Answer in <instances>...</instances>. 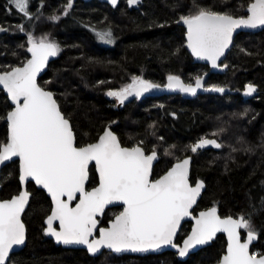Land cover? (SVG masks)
<instances>
[{
    "label": "trees",
    "instance_id": "1",
    "mask_svg": "<svg viewBox=\"0 0 264 264\" xmlns=\"http://www.w3.org/2000/svg\"><path fill=\"white\" fill-rule=\"evenodd\" d=\"M248 1L202 0L204 6L235 15L244 14L237 9ZM40 2L31 0V11L37 13L39 9V13L28 20L15 9L9 11L8 0H0V25L7 28L6 34L0 37V69L20 66L29 57V45L23 40V33L26 36L32 31L37 38L48 34L64 50L50 62L39 83L43 86L46 81H52L47 88L56 93L62 110L71 114L81 144L93 142L112 122H115L112 129L126 146L145 140L150 149L158 144V137H163L165 143L158 144L157 168L164 170L177 157L191 156L192 182L199 179L205 182L195 210L217 206L221 216H236L242 211L253 213L259 235L251 249L259 242L264 247V29L238 34L224 61L227 71L210 76L208 82L216 79L219 86H224L223 93H205L190 99L150 97L116 110L103 92L110 86L119 88L128 84L132 76L142 75L153 83L163 84L171 74L191 83L207 70L206 65L193 61L185 47L183 29L175 21L187 0H144L140 9H123L121 5L105 8L115 36V43L109 47H104L91 31L93 26L100 29L103 9L78 0L70 14L63 16L67 0H43L42 9ZM52 15L61 18L52 21L49 19ZM20 24L25 26L23 33L14 31ZM249 83L257 91L245 95ZM232 88L236 91L231 92ZM10 109L6 95L0 90V117ZM245 109L247 113L241 115ZM153 124L154 129L150 127ZM153 131L155 136L151 134ZM205 136L216 139L223 147L207 146L197 153L191 152L187 146ZM6 140L7 126L0 119V142ZM169 145H176L173 156L164 155V148ZM92 172L89 185L97 180L96 173ZM154 173H157L156 167ZM0 180L1 199L18 193L17 162L2 169ZM28 190L32 196L22 217L26 244L11 255L12 264H216L225 250L226 242L221 235L186 260L169 251L135 256L137 260L128 261L134 257L107 254V259H103L91 257L82 250H64L46 239L42 231L43 219L50 209L49 198L33 183L28 184ZM189 226V223L183 225L179 240L187 234Z\"/></svg>",
    "mask_w": 264,
    "mask_h": 264
},
{
    "label": "snow or ice",
    "instance_id": "2",
    "mask_svg": "<svg viewBox=\"0 0 264 264\" xmlns=\"http://www.w3.org/2000/svg\"><path fill=\"white\" fill-rule=\"evenodd\" d=\"M116 7L118 0H109ZM142 0H127L129 7L138 6ZM12 9L28 20L38 13L31 11V0H8ZM41 0L40 9L44 7ZM74 7V0H67L62 15L68 16ZM238 11L246 15H235L230 11H216L204 6L199 0H191L187 14L178 22L186 26V46L198 59L207 60L213 68L220 67L221 58L234 46L233 35L237 29L264 27V0H251ZM60 15L49 17L60 20ZM18 31H25L23 24ZM0 31L6 29L0 27ZM97 40L113 44L115 36L112 27L97 29L91 27ZM27 52L31 54L20 66L0 69V85L6 90L14 107L3 119L9 129L6 142H0V168L7 167L13 158L19 159V181L21 185L34 181L51 197L52 208L47 215L45 234L55 237L64 245H84L89 253L97 254L102 249L116 253L124 251L147 252L165 247L173 248L181 258L198 246L207 245L217 233L227 234V246L217 264H264V253L250 252V245L257 239L251 212L236 216H221L217 206L193 215L205 185L202 180L193 184L190 178L191 157L176 158V163L163 175L153 179V164L159 160L158 144L149 149L145 140H138L132 146H124L120 137L107 125L93 142L81 144L72 123L71 114H66L58 102L57 95L48 90L46 81L38 82L39 74L46 68L49 59L62 51L60 44L48 34L37 38L32 31L27 33ZM23 48V45H20ZM179 49H177V52ZM241 51H245L241 49ZM224 68L228 65L224 64ZM164 87L178 89L195 95L203 88V77L196 76L195 82L185 83L180 76L169 74ZM104 84V81H100ZM161 85L132 76L131 83L106 93L123 105L129 97L140 98ZM212 90L223 93L224 87L212 85ZM257 91L254 84L246 85L245 95ZM248 109L244 110L245 115ZM155 128V125H151ZM222 131V129L218 130ZM155 136V131L151 133ZM213 133V135H217ZM223 145L214 138L201 137L195 144L187 146L191 152ZM176 145L164 148V155L173 156ZM98 173V184L89 188L90 170ZM32 194L22 188L10 199L0 200V264H10V253L14 246L26 243V227L22 219ZM122 202L123 210L100 227L99 217L105 209ZM186 217L194 224L190 233L177 242V237ZM58 222V223H57ZM246 233V238L242 234Z\"/></svg>",
    "mask_w": 264,
    "mask_h": 264
},
{
    "label": "water",
    "instance_id": "3",
    "mask_svg": "<svg viewBox=\"0 0 264 264\" xmlns=\"http://www.w3.org/2000/svg\"><path fill=\"white\" fill-rule=\"evenodd\" d=\"M76 1H77V0H74V2H76ZM81 1H91V0H81ZM99 1H101V2H106V3L110 4L109 0H99ZM119 1H120V0H118V3H119ZM110 5H111V4H110ZM117 5H118V4H117ZM111 6H112V5H111ZM112 7H113V6H112ZM245 12H246V11H245ZM246 14H247V13H246ZM263 29H264V27H259V28H256V29L240 28V29H237L236 32L234 33V35H233V39H235V37H236L238 34H240V33H257V32H259V31H261V30H263ZM184 40H185V47H186V50L192 55L191 50L188 49L187 46H186V32H185V34H184ZM28 47H29V46H28ZM231 48H232V47H231ZM230 50H231V49H230ZM229 52H230V51L226 52V57H227V55H228ZM28 55H29L28 58H30V57H31V54L28 53ZM192 57H193V61H194L195 63L203 64V65H206V66L208 67V70L205 71V72L201 75V77H203L204 87H203V88H200V89H197V92H196L195 95H192L191 93L181 92V91L178 90V89H169V88L164 87V85H166V84L168 83V80H167V78H166V80H165V82H164L163 84H159V85H161L160 88H158V89H152V90H150L149 92L144 93V95L141 96V97L138 98V99L135 98L134 96H133V97H129V98H128V101H126L123 105L118 104L117 101H116L115 109H116V110H121L125 105H127V104H129V103H131V102H133V101H135V100H142V99H145V98H147V97H159V96H164V95H165V96H180V97H182V98H184V99H190V98H194V97H196V96H198V95H200V94H205V93H217L216 91L212 90V87L206 86V83H207V81L209 80V78H210L211 75H213V74H224V73L227 71V68H224V67H223V65H224L223 62L225 61L226 58H223V57H222V58H221V61L218 62V63L221 64L220 67L213 68L212 65H211V63H210L209 61H207V60H203V59H198V58L195 57L194 55H192ZM56 58H57V57H53V58H50V59H49V63H48V65H47L46 68H45V69L39 74V76H38V78H37V79H38V82H39V79H40V78L45 74V72L47 71L50 62L54 61ZM181 79L183 80L182 77H181ZM183 81H184V80H183ZM184 82H185V81H184ZM194 82H195V80H194ZM194 82H191V83L194 84ZM185 83H187V82H185ZM0 90L6 95L7 100H8V103L10 104L11 109H12V108L14 107V105H13V103L10 101V97L7 95L6 90L3 89V86H2V85H0ZM11 109H10V110H11ZM6 126H7V137H8L9 129H8V125H7V123H6ZM186 157H191V156H186ZM183 158H185V157H183ZM183 158H182V159H183ZM11 162H17V164H18V168H19V159H18V158H13V161H11ZM11 162H7V165L10 164ZM156 163H157V162H154L153 167H154V165H155ZM175 163H176V161L173 162V163L171 164V166L168 167L164 173H166V172H167V171H168V170H169V169H170ZM191 163H192V157H191V162H190V171H191ZM3 168H4V167H3ZM3 168H0V179H1V171H2ZM95 173H96V172H95ZM164 173H163V174H164ZM163 174H162V175H163ZM96 176H97V184H98V173H96ZM160 176H161V175H160ZM199 180H200V179H199ZM18 181H19V171H18ZM202 181H203V180H202ZM203 182H204V181H203ZM29 183H33L34 186H35L37 189L43 190L40 186L36 185L34 181L28 182L26 185H21V182L19 181L20 190H22V188H25V187H26V189L28 190V184H29ZM97 184H96V185H97ZM193 184H194V183H193ZM96 185H95V186H96ZM204 185H205V182H204ZM90 189H91V188H90ZM90 189H89V190H90ZM0 190H1V180H0ZM20 190H19V191H20ZM204 190H205V187H204V189H202V191H201V195H202V193H203ZM28 191H29V190H28ZM43 191H44V193L46 194V196L49 198V200H50V202H51V197H50V195L47 194V191H46V190H43ZM29 192H30V191H29ZM30 193H31V192H30ZM14 195H16V194H14ZM201 195H200V197L197 198V204H198V202H199V200H200V198H201ZM11 197H12V196H11ZM11 197H10V198H11ZM10 198H5V199H10ZM0 200H2V199L0 198ZM197 204L193 206V215H195V216H198L199 212L204 211V210H207L208 208H210V207H208V208H205V209H199V210H196V212H194V211H195V208H196V206H197ZM114 206H122V202H115L114 205H110V206H108L107 208H109V207H114ZM27 207H28V206H26V209H27ZM211 207H213V206H211ZM51 208H52V202H51ZM107 208H106V209H107ZM106 209H105V210H106ZM50 210H51V209H50ZM122 210H123V209H122ZM25 211H26V210H25ZM218 211H219V209H218ZM49 214H50V212H49ZM49 214H48V215H49ZM22 217H23V214H22ZM46 219H47V217H46L45 220H44L45 228H46ZM113 219H114V218H113ZM57 223H58V222H57ZM185 223H190L189 230H188V232H187V234H188V233H190V231H191V227H192V225L194 224V221L192 220L191 217H186L185 220L182 222V227H183V225H184ZM24 224H25V223H24ZM107 226H108V225H107ZM107 226H106V227H107ZM25 227H26V225H25ZM187 234H186V235H187ZM46 235H47V234H46ZM186 235L182 238V240L186 237ZM218 235H223V236H224V238H225V242H226V244H225V250H226V246H227V234H226V233H217V236H218ZM217 236H216V237H217ZM47 237L50 238V239H52V240L55 242V244H57V245H59V246H62V247L65 248V249H83V250H86L87 253H88L90 256H98L103 250H107V251H109V252H112L114 255H117V256L129 255V256H139V257H144V256H148V255H158V254H162V253L167 252V251H171V252L177 254V251H176L175 249H173V248H170V247H165V248H162V249H160V250H149V251H147V252H132V251L129 250V251L121 252V253H116V252H114V251H111V250H108V249L105 248V249H102V250H101L100 252H98L97 254H92V253H89V252H88L87 247L84 246V245H64V244H62V243H58V242L55 240V237H53V236H51V235H47ZM216 237H214L213 240L210 241L207 245H204V246H198L196 250H192V251H190V254H189L187 257H185V258H181V257H179L178 254H177L178 258H179L180 260H186L191 254H194V253H196L197 251L201 250L202 248L209 246V245H210V244L216 239ZM245 238H246V234H245ZM182 240L180 241V243H182ZM256 241H257V240H256ZM256 241H255V242H256ZM255 242H254L252 245H250V252H251V248H252V246L255 244ZM25 244H26V243H25ZM24 246H25V245H22V246H14L13 253L22 250V249L24 248ZM13 253H10V257H11V255H12ZM223 253H224V252H223ZM223 253H222V255H223ZM222 255H221V256H222ZM221 256H220V257H221ZM219 259H220V258H219Z\"/></svg>",
    "mask_w": 264,
    "mask_h": 264
},
{
    "label": "flooded vegetation",
    "instance_id": "4",
    "mask_svg": "<svg viewBox=\"0 0 264 264\" xmlns=\"http://www.w3.org/2000/svg\"><path fill=\"white\" fill-rule=\"evenodd\" d=\"M78 1V0H77ZM79 1H81V0H79ZM127 1V0H126ZM83 2H86L87 4H89V5H91V4H93L95 7H99L100 9H103V12H105V13H103L102 14V22L100 23V29H106L107 28V26H111V24H109V20L107 19V13H106V10H105V8L106 7H110V8H112V9H114V8H116L117 6H119V5H121V7L123 8V7H126L125 9H140L141 8V6L144 4V0H142V2L138 5V6H132V7H129L128 6V4H126V6H125V4L123 5V0H120L119 1V3H118V5L116 6V7H112L110 4H108V3H106V2H101V1H99V0H91V1H83ZM187 5H185L184 6V8L183 9H181V11H179L177 14H176V16H175V18H176V23L178 24V25H180L181 26V28L183 29V32H184V34H185V32H186V26L185 25H183L182 24V22H178L179 21V17H180V15H182V14H187L188 13V10H189V7L191 6V0H187ZM249 2H251V0H249L248 1V3ZM121 3V4H120ZM184 3V2H183ZM199 3H201L202 5H204L203 4V2H202V0H199ZM247 3V4H248ZM247 4L245 5V9H246V7H247ZM207 7V6H206ZM213 10H216L217 11V9H214L213 8ZM244 12V14H242V15H246V12L245 11H243ZM237 16H239V15H237ZM112 44H109V45H103L104 47H109V46H111ZM28 48V47H27ZM223 63H225V62H223ZM207 70H208V67H207ZM206 70V71H207ZM208 81H207V83H206V85L208 86ZM114 98V97H113ZM113 98H110L112 101H114L115 102V104H116V100L115 99H113ZM148 98H150V97H147V98H145V99H148ZM136 101V100H135ZM115 104H114V109H115ZM10 105V104H9ZM107 125H109V124H107ZM106 125V126H107ZM105 126V127H106ZM113 130V129H112ZM114 131V130H113ZM102 133V132H101ZM124 146H126V145H124ZM159 157H160V155H159ZM160 162V158H159V160H158V162L154 165V167H153V179H155V178H158L160 175H162L165 171H166V169L168 168H165L164 170L162 169H160V167L159 168H157V165H158V163ZM156 167V171H157V173H154V168ZM92 171H94V173H95V170L94 169H91L90 170V177H91V175H92ZM97 184V180H96V182L93 184V185H87V187L90 189L91 187H94L95 185ZM19 192V191H18ZM10 198V197H9ZM50 209H51V202H50ZM50 209H49V211H48V214H49V212H50ZM122 209H123V206H114V207H109V208H107L106 210H105V213L102 215V216H100L99 217V219H100V221H101V223H100V227H106L107 225H108V222L111 220V219H113L114 217H115V215L116 214H118L120 211H122ZM194 212H196V210L194 211ZM47 214V215H48ZM47 215L44 217V219H43V233H44V235H45V238L46 239H48V240H50L55 246H59V245H57V244H55V242L52 240V239H50V238H48L47 237V235L45 234V231H44V229H45V224H44V220H45V218L47 217ZM190 224V223H189ZM183 228V227H182ZM182 228H181V231H182ZM181 231H180V234H181ZM179 234V235H180ZM242 234L245 236V234L246 233H243V230H242ZM179 235H178V237H177V242L178 243H180V241L182 240V238H181V240H179ZM186 235V234H185ZM184 235V236H185ZM183 236V237H184ZM219 236V235H218ZM217 236V237H218ZM221 236H223V235H221ZM216 237V238H217ZM224 237V236H223ZM225 239V238H224ZM258 240V239H257ZM255 243H257V241L255 242ZM59 247H61L62 249H64V250H82V251H84V252H86L87 253V251L86 250H83V249H65V248H63L62 246H59ZM253 247V246H252ZM225 251V250H224ZM168 252V251H167ZM169 252H171V251H169ZM258 252H260V251H258ZM173 253V252H172ZM260 253H263V251L262 252H260ZM88 254V253H87ZM107 254H112V255H114L112 252H109V251H107V250H103L98 256H91V257H99V256H102V255H107ZM176 256H177V254L176 253H174ZM89 255V254H88ZM90 256V255H89ZM114 256H117V255H114ZM122 256H124V255H122ZM126 256H129V255H126ZM149 256V255H148ZM117 257H120V256H117ZM130 257H134L135 258V256H130ZM136 257H139V256H136ZM146 257V256H145ZM178 257V256H177Z\"/></svg>",
    "mask_w": 264,
    "mask_h": 264
},
{
    "label": "rangeland",
    "instance_id": "5",
    "mask_svg": "<svg viewBox=\"0 0 264 264\" xmlns=\"http://www.w3.org/2000/svg\"><path fill=\"white\" fill-rule=\"evenodd\" d=\"M125 4V6H126V4H127V1L126 0H123V5ZM91 6H93V7H95L93 4H91ZM124 8H126V7H123V9ZM106 9H107V7H106ZM120 15V14H119ZM119 17V16H118ZM107 19H109V24H111L110 22H111V18L109 17V15L107 16ZM0 27H2V28H4V29H6V31H7V28L5 27V26H2V25H0ZM6 31H0V37L2 36V35H4V34H6ZM14 31L15 32H17L18 30L17 29H14ZM13 32V31H12ZM8 33H10V31H8ZM21 33H23V32H21ZM35 36H37V35H35ZM23 38H25V39H23V40H26L27 41V39H28V37H27V34H26V36L24 35V33H23ZM39 38V37H38ZM102 45H109V44H107V43H104V42H101V41H99ZM28 44V43H27ZM61 47V46H60ZM61 49L62 50H64V47L62 46L61 47ZM138 76H141L143 79H145V80H148V79H146V78H144L142 75H138ZM132 78V77H131ZM131 78H129V80H131ZM213 82H215L214 84H213ZM212 83L210 82V83H208V86L209 87H211L212 85H218V83H217V80L215 79L214 81H213ZM129 83H131V81L129 82ZM207 86V85H206ZM122 87V86H121ZM221 87H224V86H221ZM120 88V87H119ZM106 90L103 92V95L105 96L106 95V93H107V91L109 90V89H118L117 87H114V86H110V88H105ZM231 92H235L236 90L234 89V88H232L231 90H230ZM109 97V96H108ZM110 98H113V97H110ZM113 99H115V98H113ZM145 99H142V100H138L139 102H142V101H144ZM111 101V106H113L114 107V104H115V102L114 101H112V100H110ZM6 123V122H5ZM115 124V123H114ZM113 125V124H112ZM161 156L163 157V153L161 154ZM258 251H260V252H262L263 251V249H264V247H263V242H259L258 243V245H256V247H255ZM103 259H107V257H108V255H102L101 256ZM132 260H137V259H135V258H130L128 261H132ZM10 264H12V263H10ZM217 264V263H216Z\"/></svg>",
    "mask_w": 264,
    "mask_h": 264
},
{
    "label": "built area",
    "instance_id": "6",
    "mask_svg": "<svg viewBox=\"0 0 264 264\" xmlns=\"http://www.w3.org/2000/svg\"><path fill=\"white\" fill-rule=\"evenodd\" d=\"M251 252H258V250L256 248L252 249Z\"/></svg>",
    "mask_w": 264,
    "mask_h": 264
}]
</instances>
